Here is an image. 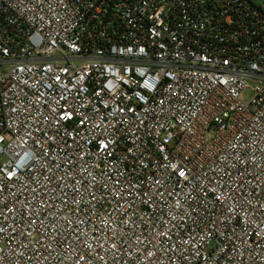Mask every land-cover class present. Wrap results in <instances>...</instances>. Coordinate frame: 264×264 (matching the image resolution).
<instances>
[{
	"label": "built area",
	"instance_id": "built-area-1",
	"mask_svg": "<svg viewBox=\"0 0 264 264\" xmlns=\"http://www.w3.org/2000/svg\"><path fill=\"white\" fill-rule=\"evenodd\" d=\"M0 264H264V0H0Z\"/></svg>",
	"mask_w": 264,
	"mask_h": 264
},
{
	"label": "rangeland",
	"instance_id": "rangeland-1",
	"mask_svg": "<svg viewBox=\"0 0 264 264\" xmlns=\"http://www.w3.org/2000/svg\"><path fill=\"white\" fill-rule=\"evenodd\" d=\"M250 98V94L248 92H244L243 95H242V100L244 102H247Z\"/></svg>",
	"mask_w": 264,
	"mask_h": 264
}]
</instances>
